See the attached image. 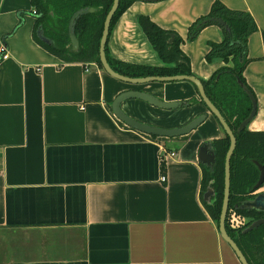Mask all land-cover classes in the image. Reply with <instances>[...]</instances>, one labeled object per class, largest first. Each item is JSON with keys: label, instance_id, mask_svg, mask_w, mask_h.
<instances>
[{"label": "crops", "instance_id": "0c3cea01", "mask_svg": "<svg viewBox=\"0 0 264 264\" xmlns=\"http://www.w3.org/2000/svg\"><path fill=\"white\" fill-rule=\"evenodd\" d=\"M213 1H133L109 33L110 56L163 65L137 22L145 15L183 38L191 72L206 80L225 64L205 55L210 42L222 41L221 30L209 25L193 40L186 35ZM220 1L257 23L243 75L256 105L247 128L264 130V0ZM32 10L30 0H0V234H19L0 244L11 254L0 249V264H241L201 200L199 148L224 132L193 84H132L94 62H65L34 41ZM126 90L181 102L163 109L122 101L137 121L173 129L207 117L188 134L154 138L114 115L112 101Z\"/></svg>", "mask_w": 264, "mask_h": 264}, {"label": "trees", "instance_id": "16d2710c", "mask_svg": "<svg viewBox=\"0 0 264 264\" xmlns=\"http://www.w3.org/2000/svg\"><path fill=\"white\" fill-rule=\"evenodd\" d=\"M133 1L136 0H119L118 8L110 21L109 33L116 20ZM112 3L113 0H30L31 8H33L32 13L34 10L36 11L33 14L35 16L33 39L50 54L65 62H82L84 64L94 62L103 70L100 58H98L99 40L103 30V21L111 9ZM212 3L206 14L196 18L189 25L186 38L195 39L199 32L209 25H216L221 30L222 41L210 42L205 55L208 61L219 58L225 64L206 80H200L208 98L228 122L235 139H237L230 162L231 192L225 225L228 234L237 243L249 264H264V224L248 232H243L245 227L250 225L253 220L264 216V213L240 207L244 200L251 199L260 192V188L254 190V187L261 174L259 165L264 169V130L252 131L247 126L239 129L241 121L247 118L252 110L251 100L246 89L252 94L253 91L246 83L243 70L250 61L247 54L249 35L256 32L258 27L249 12L231 9L220 0H214ZM90 8H94V10H90ZM214 19L223 20V22L219 23ZM137 22L163 65L149 67L118 61L110 56L107 41L105 56L116 73L131 78L155 75H193L189 56L180 49L183 38L172 30L163 29L156 22H152L148 16H138ZM71 32L79 41L77 50L72 48ZM262 36L264 40V32ZM1 56L2 54L0 59ZM193 86L199 94L196 86L194 84ZM195 101V98H191L182 104L189 105ZM199 101L204 105L200 97ZM212 116L219 123L213 114ZM219 125L221 126L220 123ZM223 132L222 137L209 142L215 162L211 166L202 163L203 177L200 186L203 206L218 227L224 195L225 154L230 146V139L224 130ZM152 137L155 138V136ZM209 186L214 194L210 201L206 202L203 195ZM262 186H264V181ZM233 212L242 217H249L250 221L241 228H233L229 225V216Z\"/></svg>", "mask_w": 264, "mask_h": 264}, {"label": "water", "instance_id": "95a60500", "mask_svg": "<svg viewBox=\"0 0 264 264\" xmlns=\"http://www.w3.org/2000/svg\"><path fill=\"white\" fill-rule=\"evenodd\" d=\"M141 1L153 2V1H160V0H141ZM118 4H119V0H113V3L111 5L112 7L106 14L105 19L103 21L104 25H103L102 34L99 40L100 44H99V54H98V58H100V62H101L103 70L107 74L114 77L115 79H118L120 81L122 80V81L132 83V84L155 82V81H162V82H172V81L189 82L190 81L192 84L196 86V88L199 91V96L204 103V106H206L209 112L212 113L217 118L218 122L221 124L223 130L226 132V134L228 135L230 139V146L225 154L226 157H225V162H224V174H225L224 188H223L224 195H223V200H222V205H221L222 209H221L219 223H218L219 232L221 234L222 239L225 242H228V244L231 246L234 253L236 254V257L239 258L241 264H249L247 258H245V256L243 255L237 243L228 234V231L225 225L227 211L229 208L228 207L229 197H230V192H231L230 190V178H231L230 162H231V157H232L231 155L235 149L236 141H237V139H235V136L233 134L231 127L229 126L228 122L225 121V119L223 118L218 108L214 106V104L208 98L201 80L194 75H189V76L188 75H172V76L155 75V76H148V77L131 78L123 74H118L111 68L107 60V57L105 56V45L108 41L107 38L109 35V28L111 24L110 21L118 8ZM90 10H94V8H90ZM214 20H216L219 23L223 22V20H219V19H214ZM70 41L72 43L73 50H77L79 47V41L77 40L76 36L72 32L70 33ZM246 91L251 100L252 110H251L250 115L241 121V124L239 126L240 130L245 128L250 123V120L254 117L256 113L255 98L248 89H246ZM127 99H141V100L146 101L147 103H149L150 105L154 107L157 106L163 109L177 108L181 105V102L180 101H172V102L164 101L158 98L157 96H153L147 92L139 91V90L138 91L136 90L123 91L112 101L111 108L113 109V113L119 121L123 122L124 124L128 125L129 127L137 131H141V132H144L148 135L155 136V137L160 136V137L173 138L174 136L188 134L190 133L191 130L201 125L202 122L207 117L206 114H201L191 119L190 122H188V124L183 125L181 127H173V129H167V128H163L160 126H153L150 124L143 123L141 121H137L124 112V110L120 107V105L122 101L127 100ZM198 157H199V160L207 166L208 165L211 166L214 164L215 157H214L213 150L210 148L209 143L202 144V146L199 148ZM259 168H260L261 174H260L257 184L254 187V190L259 189L262 186L263 181H264V169L261 165H259ZM205 191L206 192L203 195V199L204 201L209 202L211 197L214 194V191L212 190L210 186ZM240 207L241 209L244 208V209L256 211L258 213L260 212L264 213V191H260L259 193H256V195L251 199L244 200L241 203ZM261 224H264V216H262L259 219L253 220L250 223V225L244 228L243 232H248L250 230H253L261 226Z\"/></svg>", "mask_w": 264, "mask_h": 264}, {"label": "built area", "instance_id": "2783aa9c", "mask_svg": "<svg viewBox=\"0 0 264 264\" xmlns=\"http://www.w3.org/2000/svg\"><path fill=\"white\" fill-rule=\"evenodd\" d=\"M34 13H36L35 10L33 11V14ZM3 51H5V46L2 47V56H1L2 58L6 55V53H4ZM161 151H162V154H164V157H166V158H174V156L176 155L175 150L174 151H168L164 147L161 148ZM165 179H166V176L162 175L161 180L165 181ZM261 188H262V190H264V186H261L260 189ZM260 189H259V191H260ZM242 218H243L242 216H239L234 212L231 213L229 216V223L231 222L232 225L231 224H229V225H231L233 228L243 227L244 225L241 224V222H240V221H242Z\"/></svg>", "mask_w": 264, "mask_h": 264}, {"label": "rangeland", "instance_id": "374dc122", "mask_svg": "<svg viewBox=\"0 0 264 264\" xmlns=\"http://www.w3.org/2000/svg\"><path fill=\"white\" fill-rule=\"evenodd\" d=\"M260 191H264V190H262V188L260 189ZM248 221H250V218L249 217H247V216H243V218H242V221H240L241 222V224H243V225H245ZM229 224H231V222L229 223ZM232 225V224H231ZM11 237H13L14 238V240H15V238H18L19 237V234L18 233H12L10 236L8 235V233H7V231L5 232V233H2V234H0V240H1V242H0V244L1 245H4V246H6V244L7 243H5V242H7V239H8V244L7 245H11V241H12V239H11V241H10V238ZM5 243V244H4ZM12 243H15V241H13ZM1 245H0V249L2 250H5V251H8L7 252V255L9 256V255H11L10 254V249H8L7 247L5 248V247H1ZM12 250V252H13V255H14V257L16 256V257H18V253H16L13 249H11Z\"/></svg>", "mask_w": 264, "mask_h": 264}]
</instances>
